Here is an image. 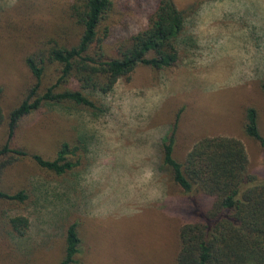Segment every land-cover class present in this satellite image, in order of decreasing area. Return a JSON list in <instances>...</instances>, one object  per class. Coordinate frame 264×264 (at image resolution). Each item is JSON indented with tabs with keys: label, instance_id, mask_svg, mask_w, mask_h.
Masks as SVG:
<instances>
[{
	"label": "rangeland",
	"instance_id": "obj_1",
	"mask_svg": "<svg viewBox=\"0 0 264 264\" xmlns=\"http://www.w3.org/2000/svg\"><path fill=\"white\" fill-rule=\"evenodd\" d=\"M71 1L0 0L4 117L30 84L23 56L58 26ZM113 2L107 24L125 36L146 26L154 3ZM174 2L183 11L198 3L177 41L174 67H138L129 81L119 80L112 92L96 96L105 110L99 117L43 108L23 121L22 136L45 158H53L57 139L72 128L88 143L86 157L81 170L62 178L29 159L4 172L2 188L32 194L21 207L0 204V226L18 215L30 224L22 238L1 227L0 264L58 263L64 226L73 221L81 238L73 264H175L179 228L193 218L186 198L156 168L159 143L177 112L176 159L204 137H234L244 145L248 172L264 179V153L241 130L244 108L252 106L264 136V95L258 87L264 75V0ZM55 69L48 67L42 89L55 79Z\"/></svg>",
	"mask_w": 264,
	"mask_h": 264
},
{
	"label": "trees",
	"instance_id": "obj_2",
	"mask_svg": "<svg viewBox=\"0 0 264 264\" xmlns=\"http://www.w3.org/2000/svg\"><path fill=\"white\" fill-rule=\"evenodd\" d=\"M153 1L146 14V26L125 36L107 24L113 0H72L62 11L58 26L39 36L23 56L30 84L5 117L0 86L2 206L29 203L32 192H11L1 187L4 172L18 161L29 159L38 169L59 178L84 166L88 143L75 129L69 128L68 136L61 133L53 158L47 159L39 150H32L22 136L20 130L26 118L43 108L76 110L99 117L105 110L96 96L112 92L119 80L129 81L138 67L167 71L176 65L177 41L186 18L198 3L183 11L174 0ZM52 65L57 75L42 89ZM258 87L264 95V75ZM178 121L179 112L159 143L156 168L186 198L193 218L179 228L175 264H264V179L248 172L243 143L228 136L204 137L183 159H176L173 151ZM241 130L264 153V136L255 107L244 108ZM29 226L28 218L18 215L2 219L0 229L22 238ZM80 247L78 225L76 221L68 222L61 237L62 257L56 264L75 263Z\"/></svg>",
	"mask_w": 264,
	"mask_h": 264
}]
</instances>
